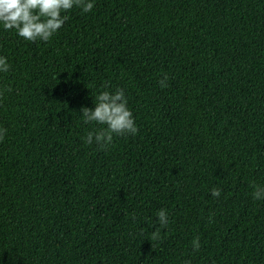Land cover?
I'll list each match as a JSON object with an SVG mask.
<instances>
[{"label":"trees","instance_id":"16d2710c","mask_svg":"<svg viewBox=\"0 0 264 264\" xmlns=\"http://www.w3.org/2000/svg\"><path fill=\"white\" fill-rule=\"evenodd\" d=\"M92 3L0 26V264H264V0ZM117 88L138 132L86 144Z\"/></svg>","mask_w":264,"mask_h":264},{"label":"clouds","instance_id":"9594fccd","mask_svg":"<svg viewBox=\"0 0 264 264\" xmlns=\"http://www.w3.org/2000/svg\"><path fill=\"white\" fill-rule=\"evenodd\" d=\"M73 7L80 8L82 12H89L93 8V3L92 0H0V26L5 31L15 30L18 36L27 41L47 42L68 18L61 13H66ZM9 69L10 65L6 57L0 56V72H8ZM166 81L165 75L159 83L162 87H166ZM5 91H11V88L0 89V98ZM94 104V108L80 109L83 120L85 123L94 122L104 127L88 132L84 138L86 144H92L95 140L100 148H105L112 143L114 135H135L138 132L123 89L117 88L113 93L107 90L99 92ZM6 132L7 129L0 128V140L4 138ZM253 189L254 199H264V186L253 184ZM220 194L219 188L211 189L213 197L218 198ZM156 215L160 226L168 225L165 209L158 210ZM151 239H161L159 228L152 231ZM192 247L194 250H199V237L193 238ZM183 264H191V260H185Z\"/></svg>","mask_w":264,"mask_h":264}]
</instances>
